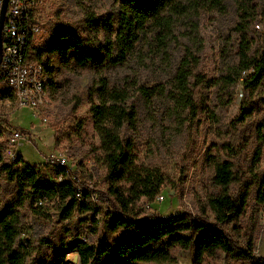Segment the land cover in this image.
<instances>
[{"label": "trees", "instance_id": "16d2710c", "mask_svg": "<svg viewBox=\"0 0 264 264\" xmlns=\"http://www.w3.org/2000/svg\"><path fill=\"white\" fill-rule=\"evenodd\" d=\"M111 1L113 12L107 17L97 18L94 10L85 9L88 15L83 31L57 23L38 46L33 44L34 37L29 36L26 60L43 65L51 90L55 85L54 59L62 68L72 65L77 71L93 69L102 73L116 53L120 60L131 54L148 29L152 32L161 29L165 37L177 17L202 7L224 9L230 2L238 35L236 63L226 66L217 82L198 72L197 60L185 49L164 83L139 86L137 93L147 105L165 104L170 113L177 115L176 119H191L196 109L195 90L199 86L235 87L240 83L246 100L242 101L234 122L238 125L248 120L254 112L248 100L256 99L264 85V47L259 55L255 54L250 35L259 15L256 0ZM0 87V100H12L11 90L4 84ZM131 99L133 95L127 88L110 84L101 74L88 91L89 111L100 142L98 161L106 170L104 191L89 186L91 177L81 162L72 173L65 165H53V177L48 178L39 167L25 164L19 154L11 162L3 161L0 155V174L4 175L7 186L13 188L7 194H0V264H67L66 257L71 253H76L79 264H175L173 250L190 247L194 248L192 264H202L206 257L221 254L235 264H264V257H256L250 248L241 247L225 229L243 215L248 198L245 186L242 191H233L234 186L241 184V171L234 162L237 153L228 144L224 149L227 154L215 156L211 161L212 184L217 192L207 199L204 208L212 216L211 221L204 210L197 215L185 211L166 217L144 214L138 202L143 199L151 203L166 185V178L155 168L139 165L134 138L123 137L124 130L134 132L138 123V108ZM81 101L79 93L72 97L73 112ZM9 136L0 124V137L6 138L0 144L2 152ZM258 137H261L259 132ZM77 174L80 177L75 178ZM255 185V201L261 206L264 169ZM49 204L61 222L78 214L94 228L100 226L96 243L86 244L67 229L58 237L42 238L35 244L22 240V208L27 207L38 215Z\"/></svg>", "mask_w": 264, "mask_h": 264}, {"label": "rangeland", "instance_id": "374dc122", "mask_svg": "<svg viewBox=\"0 0 264 264\" xmlns=\"http://www.w3.org/2000/svg\"><path fill=\"white\" fill-rule=\"evenodd\" d=\"M256 3L259 15L250 35L252 50L259 55L264 47V0H256ZM85 9L94 10L97 18L107 17L113 12V4L111 0H91L89 3L40 0L34 19L39 22L41 32L34 36L33 44L40 45L57 23L66 28L85 30L84 20L88 15ZM235 21L230 2L224 9L202 7L191 11L174 20L168 36L164 37L161 29L156 32L148 29L135 43L131 54L120 60L116 53L102 73L93 69L77 71L72 65L62 68L54 59L53 90L49 88L45 75L47 107L31 112L7 108L0 101L3 129L26 133L23 142L15 147V155L19 154L25 164L39 167L48 178L53 177L51 160L64 161L70 173L76 172V166L81 162L91 177L89 186L106 190V170L98 161L100 142L88 103V91L101 74L110 84L127 88L133 95L131 102L138 108V123L134 132L124 130L123 137L134 138L138 164L155 168L166 178V185L151 203L147 204L143 199L138 202L141 210H145L144 214L166 217L185 211L197 215L204 210L211 221L212 216L204 209L207 199L217 192L212 184L211 161L215 156L226 155L224 149L228 144L237 153L234 162L241 171V184L234 186L233 191H242L245 186L248 198L243 215L225 229L241 247L250 248L256 257H264V204L257 206L255 201V182L264 169V85L256 99H247L254 112L245 123L238 125L234 120L242 101L246 100L240 83L235 87L222 84L199 86L195 90L196 109L191 119H176L177 115L170 113L165 104L154 102L147 105L137 93L139 86L164 83L168 79L167 73L175 67L185 49L197 60L198 72L207 80L217 82L226 66L236 63L238 35L234 29ZM78 93L82 101L73 112L72 97ZM5 139L0 137V144ZM1 149L2 146L0 155L7 162ZM12 189L0 174V194H7ZM51 206L47 205L38 215L27 207L22 208V240L35 244L42 238L58 237L63 229H67L86 244L96 243L100 226L94 228L78 214L61 222ZM173 255L175 264H192L194 248H175ZM75 256L76 253L68 254L65 262L79 264L78 259L74 261ZM232 262L221 254L215 258L206 257L202 264H235Z\"/></svg>", "mask_w": 264, "mask_h": 264}, {"label": "built area", "instance_id": "2783aa9c", "mask_svg": "<svg viewBox=\"0 0 264 264\" xmlns=\"http://www.w3.org/2000/svg\"><path fill=\"white\" fill-rule=\"evenodd\" d=\"M40 0H8L1 32L0 86L4 84L13 94L12 100H0L7 108L28 109L31 112L49 104L45 86V71L41 64L26 60L29 36L41 32L34 19ZM2 0H0V12ZM3 155L8 162L15 158V147L23 142L24 134L18 129L9 130ZM54 166L65 165L64 161ZM162 200V198H160Z\"/></svg>", "mask_w": 264, "mask_h": 264}, {"label": "water", "instance_id": "95a60500", "mask_svg": "<svg viewBox=\"0 0 264 264\" xmlns=\"http://www.w3.org/2000/svg\"><path fill=\"white\" fill-rule=\"evenodd\" d=\"M7 3H8V0H2V8H1V12H0V59H1V51H2V47H1V32H2V26H3L5 13H6ZM77 259H78V257L75 256L74 261H76Z\"/></svg>", "mask_w": 264, "mask_h": 264}]
</instances>
